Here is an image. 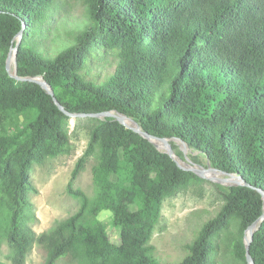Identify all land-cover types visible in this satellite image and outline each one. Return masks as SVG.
<instances>
[{
  "label": "trees",
  "instance_id": "16d2710c",
  "mask_svg": "<svg viewBox=\"0 0 264 264\" xmlns=\"http://www.w3.org/2000/svg\"><path fill=\"white\" fill-rule=\"evenodd\" d=\"M70 1L0 0V120L11 128L0 134V244L9 248L0 264H26L35 247L43 264H164L149 244L164 201L204 181L117 119L89 118L67 186L79 207L38 233L31 169L73 145L52 95L6 69L24 25L18 73L42 75L67 110H117L153 135L183 139L195 162L245 178L250 185L216 183L224 203L178 264H213L223 234L237 264H248L245 232L264 212V0H72L80 15ZM90 157L94 200L74 186ZM104 210L121 227L119 243L98 218ZM251 254L264 264V221Z\"/></svg>",
  "mask_w": 264,
  "mask_h": 264
},
{
  "label": "rangeland",
  "instance_id": "374dc122",
  "mask_svg": "<svg viewBox=\"0 0 264 264\" xmlns=\"http://www.w3.org/2000/svg\"><path fill=\"white\" fill-rule=\"evenodd\" d=\"M69 9L75 15H80L84 7L81 3L71 0ZM52 44L49 40L45 44L46 49L51 50ZM4 128L11 131L9 124L0 120V134ZM69 135L73 145L70 153L47 157L42 162L35 163L30 172L32 182L38 189L31 194L39 217L33 227L38 233L46 231L59 219L76 212L79 207V200L68 193L67 186L78 159L84 154L89 144L91 123L85 118H70ZM171 142L183 152L185 159L188 157L189 160L194 161L192 155L197 153L190 147L185 146L180 140H171ZM161 146L163 148V144ZM97 163V158L90 157L74 184L76 188L83 190L90 200H94L98 195L93 177V168ZM202 165L207 167L209 163L205 160ZM211 175L219 180L228 178L236 180L220 172H213ZM216 183L213 180L204 179L165 199L162 217L149 242L153 255L161 263L178 264L187 254L186 246L195 240L201 227L218 213L224 203V197ZM222 185L230 186V184ZM98 218L107 226L111 240L119 243L121 227L113 224V213L110 210H104ZM219 242L221 247L213 259V264H237L230 252V242L226 234L220 237ZM8 253L7 244H0V259L6 260ZM43 259L42 253L35 247L28 256L26 264H43Z\"/></svg>",
  "mask_w": 264,
  "mask_h": 264
},
{
  "label": "water",
  "instance_id": "95a60500",
  "mask_svg": "<svg viewBox=\"0 0 264 264\" xmlns=\"http://www.w3.org/2000/svg\"><path fill=\"white\" fill-rule=\"evenodd\" d=\"M24 29L20 31V33L16 36V44L11 46V49L9 51L7 61H6V69L9 73V75L19 81L22 82H34L39 85H41L48 94L52 95L54 102L58 105L60 110H62L65 114H67L72 119H78V118H99L104 119L106 117H113L117 119L121 124L126 126L128 129H131L135 131L136 133L140 134L144 138L148 139L153 145H155L160 151L165 152L170 155V157L178 164V166L186 171H191L196 173L198 176L204 179H210L214 182H217L219 184H230V186H239V185H250L245 178L238 174V173H230L223 170H220L216 167H213L209 164V166H204L202 164L196 163L192 160H189L188 157L182 158L179 156V154L176 152L175 148L173 147V143L171 140H180L185 146L189 145L183 141V139L178 137H162L157 136L149 133L148 131L144 130L143 127L132 117L123 114L117 110H109V111H103V112H71L66 109V107L58 100L55 91L51 84L42 76H22L18 73V61H17V55H18V49L21 44V41L23 39ZM163 144V148L162 145ZM213 172H220L229 175L230 177L236 178V180L228 179H216L214 178L211 173ZM259 191L262 193L263 199H264V190L259 189ZM264 221V212L263 214L254 221L246 230L245 236H244V242L246 246V256H247V262L248 264H256L252 254H251V244L254 240L255 233L260 228L261 224Z\"/></svg>",
  "mask_w": 264,
  "mask_h": 264
}]
</instances>
